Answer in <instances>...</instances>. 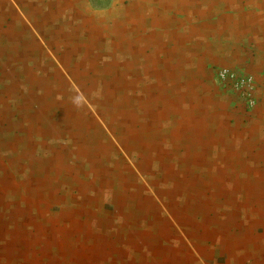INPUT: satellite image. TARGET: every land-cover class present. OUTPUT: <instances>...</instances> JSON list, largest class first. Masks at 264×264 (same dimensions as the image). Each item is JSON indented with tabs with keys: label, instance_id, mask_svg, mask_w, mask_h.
Masks as SVG:
<instances>
[{
	"label": "crops",
	"instance_id": "obj_1",
	"mask_svg": "<svg viewBox=\"0 0 264 264\" xmlns=\"http://www.w3.org/2000/svg\"><path fill=\"white\" fill-rule=\"evenodd\" d=\"M0 264H264V0H0Z\"/></svg>",
	"mask_w": 264,
	"mask_h": 264
},
{
	"label": "built area",
	"instance_id": "obj_2",
	"mask_svg": "<svg viewBox=\"0 0 264 264\" xmlns=\"http://www.w3.org/2000/svg\"><path fill=\"white\" fill-rule=\"evenodd\" d=\"M217 78L220 83L228 87L231 91L245 97L247 106L249 108L256 104L257 85L254 75L245 74L237 70L222 67L218 69Z\"/></svg>",
	"mask_w": 264,
	"mask_h": 264
}]
</instances>
